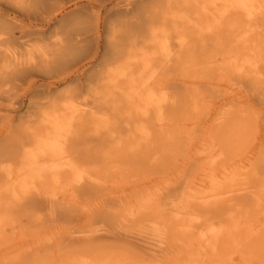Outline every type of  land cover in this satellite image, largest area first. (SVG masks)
<instances>
[{"label": "bare ground", "instance_id": "6f19581e", "mask_svg": "<svg viewBox=\"0 0 264 264\" xmlns=\"http://www.w3.org/2000/svg\"><path fill=\"white\" fill-rule=\"evenodd\" d=\"M0 264H264V0H0Z\"/></svg>", "mask_w": 264, "mask_h": 264}, {"label": "rangeland", "instance_id": "374dc122", "mask_svg": "<svg viewBox=\"0 0 264 264\" xmlns=\"http://www.w3.org/2000/svg\"><path fill=\"white\" fill-rule=\"evenodd\" d=\"M259 131L261 132V130H260V129H259ZM256 136H257V135H256V132H255V135L253 134V137L251 136V137H252V138H251V140H254L255 142H258L259 140H258V139H255V138H256Z\"/></svg>", "mask_w": 264, "mask_h": 264}]
</instances>
